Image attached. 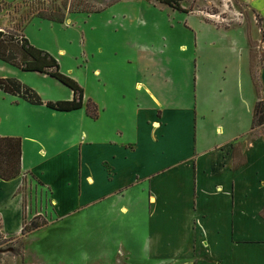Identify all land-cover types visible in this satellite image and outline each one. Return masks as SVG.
I'll return each mask as SVG.
<instances>
[{"label": "crops", "instance_id": "1", "mask_svg": "<svg viewBox=\"0 0 264 264\" xmlns=\"http://www.w3.org/2000/svg\"><path fill=\"white\" fill-rule=\"evenodd\" d=\"M239 1L261 22L256 78L240 41L230 73L236 86L209 88L202 104L163 105L157 79L143 78L131 90L98 96L100 118L93 122L83 109L57 112L0 91L26 114L22 130L0 134L21 139L20 176L0 180L2 233L21 234L18 191L31 176L49 192L58 218L104 201L137 203L148 230L140 251L155 264H264V135L255 134L264 126L252 130L254 105L264 100V0Z\"/></svg>", "mask_w": 264, "mask_h": 264}, {"label": "rangeland", "instance_id": "2", "mask_svg": "<svg viewBox=\"0 0 264 264\" xmlns=\"http://www.w3.org/2000/svg\"><path fill=\"white\" fill-rule=\"evenodd\" d=\"M180 6L188 13L156 0H0V32L4 40H12L15 52L26 37L53 56L61 73L83 89L81 109L93 122L100 118L94 101L98 96L131 90L143 78L157 79L163 105L172 100L179 105L202 104L209 88L218 92L235 87L240 41L248 48L250 71L256 78L261 63L259 18L239 0H180ZM0 78L18 80L46 102L67 101L71 93L50 77L1 61ZM138 85L137 90L143 89ZM88 103L96 106L97 118L87 114ZM22 116L26 117L22 107L0 93V134L22 130ZM83 129L89 136L90 127ZM255 134L264 135V127ZM67 181L71 182L70 176ZM40 190L35 178L25 176L18 195L24 203L23 225L46 226L24 236L6 237L1 231L6 240L0 237V264L156 263L140 251L148 230L137 203L104 201L58 218L50 210L49 192ZM128 195L138 198L135 190ZM209 260L219 263L217 257Z\"/></svg>", "mask_w": 264, "mask_h": 264}, {"label": "trees", "instance_id": "3", "mask_svg": "<svg viewBox=\"0 0 264 264\" xmlns=\"http://www.w3.org/2000/svg\"><path fill=\"white\" fill-rule=\"evenodd\" d=\"M159 3L180 13H188L180 6V0H156ZM97 12V11H96ZM41 20H48L55 23L61 21L51 20L49 18L40 17ZM12 40H4V34L0 32V61L12 67H16L23 72L38 73L48 76L59 84L69 89L73 98L67 101L44 102L41 97L30 87L22 84L13 78H0V91L5 94L17 96L25 102L32 105H45L48 109L57 112H72L83 107V89L79 84L64 75L60 71L58 61L48 52L38 49L31 45L26 37H23L17 47V52L11 47ZM87 114L91 118H97V108L94 104L88 103ZM264 126V100L255 103L253 109L252 130ZM244 162V160H243ZM238 164L234 165V169ZM21 174V139L11 137H0V180L8 182L16 179ZM46 226L45 223L37 225L31 223L30 226L23 225L21 235L27 232H33L36 229ZM2 231V220L0 218V233ZM2 235V234H0ZM1 237V236H0ZM2 241L6 239L1 237ZM0 238V239H1Z\"/></svg>", "mask_w": 264, "mask_h": 264}]
</instances>
